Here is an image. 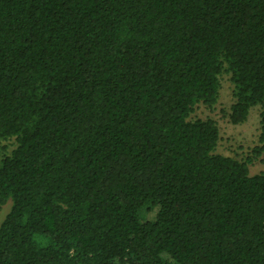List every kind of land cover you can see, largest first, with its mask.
<instances>
[{
  "label": "trees",
  "instance_id": "1",
  "mask_svg": "<svg viewBox=\"0 0 264 264\" xmlns=\"http://www.w3.org/2000/svg\"><path fill=\"white\" fill-rule=\"evenodd\" d=\"M221 73L259 155L264 0H0V264H264V173L189 120Z\"/></svg>",
  "mask_w": 264,
  "mask_h": 264
},
{
  "label": "rangeland",
  "instance_id": "2",
  "mask_svg": "<svg viewBox=\"0 0 264 264\" xmlns=\"http://www.w3.org/2000/svg\"><path fill=\"white\" fill-rule=\"evenodd\" d=\"M235 99L233 97V85L230 75L221 73L218 76L217 99L211 106L199 103L195 106L189 116L190 121L212 120L219 132V140L214 154L229 157L240 162L250 159L248 165L249 175L264 173V152L256 155L254 149L261 146L259 143L260 134V113L261 106L250 109L245 122L234 125L229 120L231 106ZM16 147L13 138L8 140L0 139V161L5 155ZM10 202L4 205L0 211V224L10 210ZM156 209L146 213L145 219L152 220Z\"/></svg>",
  "mask_w": 264,
  "mask_h": 264
}]
</instances>
